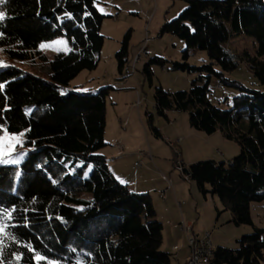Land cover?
Here are the masks:
<instances>
[{"label": "trees", "instance_id": "obj_1", "mask_svg": "<svg viewBox=\"0 0 264 264\" xmlns=\"http://www.w3.org/2000/svg\"><path fill=\"white\" fill-rule=\"evenodd\" d=\"M187 2L163 32L187 44L174 68L200 76L189 89L158 86L156 105L165 115L171 109L189 111L196 128L209 133L222 128L239 141L241 151L231 161L177 163L205 195L221 197L234 223L254 226L238 248L216 247L213 264H264V227L252 214L253 202L264 201V87L230 76L246 61L264 86V0ZM0 11L5 12L0 21V125L10 133L24 132L31 149L20 165L0 164V220L15 237L0 238V264H38L37 253L45 258L39 264H173V253L162 247L165 224L153 195L123 192L100 152L109 144L110 87L98 92L71 87L101 60L107 15L97 0H7ZM130 34L117 53L121 69L129 60ZM235 36L253 37L255 52L234 50ZM59 37H67L72 49L50 59L41 45ZM198 50L207 51L210 61L192 64L189 58ZM146 71L152 72L149 66ZM216 88H225V105L210 97ZM149 120L163 136L154 113ZM3 209L11 219H3Z\"/></svg>", "mask_w": 264, "mask_h": 264}, {"label": "rangeland", "instance_id": "obj_2", "mask_svg": "<svg viewBox=\"0 0 264 264\" xmlns=\"http://www.w3.org/2000/svg\"><path fill=\"white\" fill-rule=\"evenodd\" d=\"M187 6V0H97L98 9L102 8L104 10L102 13L107 15L102 27L106 41L101 60L97 68L82 71L71 82V87L92 92L110 87L106 132L109 144L100 152L108 157L111 168L112 165L115 168L116 163L120 165L121 171L118 173L122 177L120 179L124 190L130 181L143 180L140 176L147 170L146 166L142 164L147 158H154L158 163L161 158L162 165L161 163L155 165V168L151 169V176H147L152 185L158 184L156 179L162 181L165 179L171 186L175 182V186L179 188L187 187L189 192L191 187L195 188V192L206 203L205 209H202L204 212H208L204 215L207 217L208 224L205 229L213 231L215 246L238 248L240 246L239 239L243 234L252 232L254 226L234 223L233 212L226 208L221 197L212 193L205 195L197 181L191 180L184 173L183 168L179 167L177 160L186 164L210 158L218 161H231L241 151L239 141L226 136L222 128L211 133L196 128L190 122L189 111L171 109L168 111V115H165L159 112L156 105V88L158 86L172 91L189 89L193 80L200 76V73L197 72L174 68L176 60L184 59V50L187 44L184 39L172 32H163L164 25L178 18ZM128 34H130V56L124 69H121L117 53L122 48L123 41ZM57 40L66 41V45H54V48L62 50L41 47L40 51L50 59H54L59 53L72 49V44L67 37L49 40L42 45L53 44ZM252 41L253 37L250 36H235L231 41V47L238 51L249 47L252 52H255ZM0 53H2L1 47ZM156 57L162 58L166 62L161 63L155 59ZM21 61L26 62L25 60ZM189 61L192 64L202 65L209 62L210 57L207 51L198 50L191 55ZM147 66L152 71L151 73L146 71ZM230 76L243 80L249 86L264 87L246 61L238 69L232 71ZM215 84L217 85L218 81H215ZM224 90L225 88H216L215 93L210 95L214 103L221 102L222 105H225L223 99L226 92ZM227 106L229 107V105ZM152 113L155 114V123L162 130L163 136H157L150 126L149 119ZM8 134L19 135L20 133L8 132ZM176 143H179V146H176ZM124 145L127 146V150L132 148L133 154L123 155L121 152ZM30 151L31 149L25 146L24 133L23 147L17 146V150L13 154V158L17 156L23 158L18 164L12 165L22 164L28 159ZM113 157H117V162L113 160ZM140 169L143 173H140ZM175 180L181 181L180 184ZM155 192V198L158 199L157 191ZM215 196L219 204H216ZM165 198L167 196L162 197L161 202L166 205L170 203L175 205L181 215L183 212L181 206L189 200L185 196L179 198L181 201L172 196L169 199ZM191 207L189 208L191 216L199 222L202 210L196 209L195 202ZM252 214L256 225L264 227V201L253 202ZM180 227L182 229V223H180ZM196 228L198 229V227ZM204 233L195 234L204 235ZM164 235H166V240L162 243L163 249L173 253V264H180L177 260L179 257L176 253L177 249H167L170 244L167 226L164 228ZM183 239L184 244L192 249L189 234H186Z\"/></svg>", "mask_w": 264, "mask_h": 264}, {"label": "crops", "instance_id": "obj_3", "mask_svg": "<svg viewBox=\"0 0 264 264\" xmlns=\"http://www.w3.org/2000/svg\"><path fill=\"white\" fill-rule=\"evenodd\" d=\"M179 146V143H176V146ZM123 155H131L132 153V148H129L127 150V146L124 145L123 146V150L121 152ZM153 156V154H152ZM113 160H115V162H117V157H113ZM159 163H161L162 165V160L160 158ZM154 158H147L146 161L144 162V164L146 166V172L143 173V171L140 169V173L141 174V179H143L142 181H138V180H133L130 181V183L128 184L127 188H125L126 190H124V186L122 187V191L128 192L130 190L133 191H138V192H150L151 194H153L154 200H155V204L157 207V212H158V217L159 219H161L165 226L168 227V231H169V246L167 249H177V254L179 255L178 257V261L180 262V264H187V261L189 260L191 253H192V249L190 248V246L184 244V239L183 237H186V234H188L187 229L191 230L192 233H204L207 230L205 229L207 224V217L204 216L206 215L208 212H204L202 209H205L206 207V203H204L201 198L199 197L198 193L195 192V188L191 187V191L189 192L187 190V187L183 186V187H178L175 186V182L173 183V186H171L167 181H165V179L162 180H158V184L153 186L152 182L150 181V179L147 178V176H151V169L155 168V165L159 164ZM144 166V168H145ZM112 168L114 170V173L117 175V177L120 179H122V177L119 175L118 172L121 171L120 169V165H118V163H116L115 168L112 165ZM120 176V177H119ZM176 178V176H174ZM120 179V181H121ZM178 183L181 181L175 180ZM122 182V181H121ZM180 184V183H179ZM155 191H157V197L158 199L155 198ZM164 191H167L168 196L165 199H169L170 196L172 197H176L178 201H181L179 198L180 197H187L189 198V200L186 201V203H184L182 205L181 203V207H182V215L177 211V207L173 204H163L161 202L162 197H164ZM162 196V197H161ZM194 198V199H193ZM215 201L216 204L218 203L217 197L215 196ZM193 202L196 203V209H200L202 210V212H200V220L199 222L197 220H195V217L191 216V212L189 210V208H192L191 206H193ZM188 204V205H187ZM219 204V203H218ZM187 205V206H186ZM186 206V207H185ZM187 209V210H186ZM204 220V222H203ZM180 223H182V229L180 227ZM198 227V229L196 228ZM184 231V232H183ZM204 231V232H203ZM172 234V236H171ZM166 240V235H164V241ZM221 241V240H218ZM217 247V246H216ZM179 248V249H178Z\"/></svg>", "mask_w": 264, "mask_h": 264}, {"label": "snow or ice", "instance_id": "obj_4", "mask_svg": "<svg viewBox=\"0 0 264 264\" xmlns=\"http://www.w3.org/2000/svg\"><path fill=\"white\" fill-rule=\"evenodd\" d=\"M7 0H0V4H5ZM101 12L104 10L101 8L99 9ZM5 19V12L0 11V21H3ZM54 45H66V41L64 40H57L54 41L53 44H45L41 45L42 48H54ZM54 50H62L59 48H54ZM0 66H4L2 62H0ZM2 85H0V89H2ZM87 91V90H85ZM0 132H3V135H0V164H18L20 160L23 158L22 156H17L16 158H13V154L17 150V146L23 147V135L24 133H20L19 135H9L7 132V129L0 125ZM3 219H11V212L7 209H3ZM5 235H9L10 238L14 239L15 237H11L10 233L6 232V225L0 220V238H2ZM30 247V246H28ZM4 255V247H3V240L0 239V256ZM17 261L21 259L20 254H14ZM38 258V264L39 260L45 259L43 256H40L39 253H37ZM49 264H54V262L49 261Z\"/></svg>", "mask_w": 264, "mask_h": 264}, {"label": "built area", "instance_id": "obj_5", "mask_svg": "<svg viewBox=\"0 0 264 264\" xmlns=\"http://www.w3.org/2000/svg\"><path fill=\"white\" fill-rule=\"evenodd\" d=\"M167 194V191H164V197H166ZM188 231L192 247L190 264H213L212 259L216 249L212 234L213 231L207 230L204 235H196L189 229Z\"/></svg>", "mask_w": 264, "mask_h": 264}, {"label": "bare ground", "instance_id": "obj_6", "mask_svg": "<svg viewBox=\"0 0 264 264\" xmlns=\"http://www.w3.org/2000/svg\"><path fill=\"white\" fill-rule=\"evenodd\" d=\"M167 196H168V194H167ZM187 231H188V229H187ZM188 234H189V231H188ZM189 237H190V235H189ZM187 264H190V258H189V260L187 261Z\"/></svg>", "mask_w": 264, "mask_h": 264}]
</instances>
